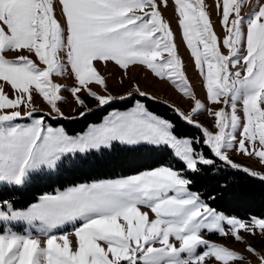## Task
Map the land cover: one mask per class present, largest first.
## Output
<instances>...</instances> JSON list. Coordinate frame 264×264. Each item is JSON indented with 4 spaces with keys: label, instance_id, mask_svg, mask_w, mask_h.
Returning <instances> with one entry per match:
<instances>
[{
    "label": "snow or ice",
    "instance_id": "6c2138e0",
    "mask_svg": "<svg viewBox=\"0 0 264 264\" xmlns=\"http://www.w3.org/2000/svg\"><path fill=\"white\" fill-rule=\"evenodd\" d=\"M173 2L183 39L204 78L207 99L222 105L217 109H205L192 91L174 33L160 11L168 0H0V187H23L33 174L58 168L67 154L111 148L114 142L170 148L194 174L215 163L197 151V143L234 169L241 165L230 159L232 149L264 161V2L244 13L249 0H220L222 38L213 28L204 0ZM22 50L29 55L8 57L9 52ZM97 62L105 67L112 62L125 74L131 67L143 66L155 77L170 81L193 101L192 115L179 108L174 111L201 128L202 139L178 138L172 122L139 100L127 111L110 113L83 135H68L63 128L47 125L43 115L34 116V93L57 116L64 115L58 106L64 99L62 85L52 78L68 70L76 81L70 91L85 109L81 117L90 111L79 95L82 90L99 106L131 97V92L126 96L108 92ZM5 85L12 90L11 97ZM135 91L142 97L149 95L139 85ZM239 101L243 121L238 115ZM201 110L213 117L215 131L194 120ZM25 118L31 123L18 122ZM242 170L264 179L257 171ZM192 184L184 172L159 166L44 194L23 209L11 200H0V222L9 225L0 227V264H229L246 260L241 253L209 242L202 233L231 235L247 243L241 230L255 233L259 229L264 234V218L246 224L219 213L190 190ZM12 222H39L46 240L14 231ZM76 222L80 226L74 228V241L68 233L54 234ZM247 251L264 264V255L250 245Z\"/></svg>",
    "mask_w": 264,
    "mask_h": 264
},
{
    "label": "trees",
    "instance_id": "16d2710c",
    "mask_svg": "<svg viewBox=\"0 0 264 264\" xmlns=\"http://www.w3.org/2000/svg\"><path fill=\"white\" fill-rule=\"evenodd\" d=\"M135 98L144 100L151 111L169 118L175 126L177 135L192 137L197 141L202 139L201 128L185 122L174 111L173 106L138 94H133L125 101H113L109 105L86 113L83 117L60 121L69 133H81L91 123L102 120L111 109L130 107ZM196 147L202 148L204 154L215 161L214 165L202 166L199 173L194 174L187 170L170 148L165 147L161 150L151 145L128 146L114 143L111 148L65 158L55 171L33 174L23 187H0V200H11L16 207H24L35 201L39 195L58 188L102 178L133 175L167 165L184 172L192 179L190 189L199 193L210 207L241 219L264 218V179L261 176L253 177L250 173L244 172L242 167L231 168L216 158L206 145L197 143Z\"/></svg>",
    "mask_w": 264,
    "mask_h": 264
},
{
    "label": "rangeland",
    "instance_id": "374dc122",
    "mask_svg": "<svg viewBox=\"0 0 264 264\" xmlns=\"http://www.w3.org/2000/svg\"><path fill=\"white\" fill-rule=\"evenodd\" d=\"M204 2L206 5V10L208 11L210 19L212 21L214 30L217 36L222 38L224 35V29L221 23L222 9L218 7L220 0H204ZM261 2H264V0H249V3H247L243 7L242 11L244 13H247L253 8L254 5H256L257 3H261ZM160 11L162 15L164 16V19L170 24V27L174 33L175 43L177 45V52H178V55L183 60L184 71H185L188 81L190 82L192 86V91L195 93V96L201 100V102L204 104L205 109H217L221 107L222 105H215L207 99V89H206V84L204 82V78L200 74L199 69L196 67L194 63V58L191 55V50L187 47L186 41H184L183 39L182 28L178 22L179 17H178V13L175 10V5H174L173 0H168L167 7L161 6ZM56 15L58 19L61 18L59 6L56 7ZM222 51H224L225 54H227V49L222 48ZM17 55H29V53H27V51H24V50H22L19 53H16V52L8 53V57L12 59H14ZM31 58L33 60H37L34 54H31ZM97 67L101 71V74L105 76V79L108 85V92L111 93L113 96H126L127 93L129 92H131L132 95L137 94L135 91V86L139 85L140 90L143 92H147L149 94L148 97L151 100L167 103L173 106L174 108H179L181 111H184L186 114L192 115L191 107L193 106V101L190 98L184 96L179 91V89L176 88L170 81L161 80L155 77L151 73V71L146 69L145 67L143 66L131 67L130 71L127 74H125L122 69H120L117 65H115L112 62H109L106 67L103 64L97 62ZM52 79H53V82L59 83L62 85L60 94L64 99L61 101H58V106L60 107L64 115L62 117L57 116L56 113L51 109L50 105H48L47 102L44 101L41 96L34 93L33 107L36 109L34 116L43 115L45 123L47 125H50L54 128H63L65 132L71 136L85 134L91 126L103 123L105 118H107L110 115V113L114 111L123 112V111H127L131 109L132 107L135 106V103L137 100H139L141 103H143L147 107L144 100H141L140 98H135L133 100V104L130 107L125 108V109H121V108L111 109L102 118V120H100L99 122L91 123L84 132L71 134L67 131L65 125L60 121V119H70V118L81 117L79 113L81 111H85L84 108H82L80 105L77 104V102L75 101L70 91L71 87L76 86L75 78L73 74L71 73V71L68 70L64 75H60V76L54 75ZM93 90L99 91L101 94H105L103 92V89L100 88L99 86H93ZM5 91L9 94L10 97L13 95L12 90L7 85H5ZM79 95L81 96V99L85 101L87 109H90V111H86V113L103 107V106H99L98 102L95 101L94 98H92L86 90H82ZM153 97L155 99H152ZM130 98L131 97H128L125 100H128ZM125 100L118 99L115 101H125ZM237 107H238V115L241 116L242 121H243L244 114L242 111V101L238 102ZM21 110L23 111L24 108L22 107ZM148 110L151 111L149 108ZM226 110L230 111V109H226ZM49 112H51V116L48 115ZM151 112H153L156 115L161 116L162 118L168 119L170 122H172L169 118H166L154 111H151ZM193 118L204 128H208L210 131H215L214 119L209 114L208 111L201 110L199 113L195 114ZM18 122L27 124V123H31V119L25 118ZM236 135H237V138L240 137L239 130L237 131ZM177 136L178 138L194 139L188 136H179V135ZM114 143H118V142H114ZM194 146L198 152H203L204 154V150L202 148L196 147V144ZM102 149L90 150L89 152L100 151ZM77 154H86V153L67 154L62 159V161L65 158L74 157ZM229 157L230 159L233 160L234 163L241 165L242 168L247 167L250 170L257 171L258 173H261V175H264V161H261L258 157L247 156L241 153L240 151H238L237 149L229 150ZM162 166H167V165H162ZM56 169H52V170L45 169V170H42L41 172H44V171L53 172ZM116 178H119V177H116ZM105 179H115V178H102V179H97V180H105ZM97 180H93V181H97ZM93 181H88V182H83V183H90ZM78 184H81V183H78ZM78 184L70 185L64 188H58V189H55V191L47 192L44 194H55L57 191H63L68 187H72ZM42 195H39V197ZM38 198L35 201L28 204L27 206L17 207V208L19 209L26 208L30 206L32 203L37 202ZM142 211H148V209L142 207ZM216 211L228 217L238 218L236 216L228 215L222 211H218V210ZM149 215L151 218H154L153 214L149 213ZM253 218L261 219L258 217H252L250 219H241V218H238V219L248 224L252 222ZM12 223L16 225L13 228L14 231H23V232L31 233L33 236L41 239V241L46 240V236L40 232L41 226L39 222H36L32 225H29L26 222H12ZM8 226L9 225L6 222H0V227L7 228ZM79 226H80L79 222H76L75 225H73L72 223H69V224L62 226L59 229L54 230V234L59 236V235L68 233L69 238L74 241L75 238H74V235H72V233H74V228L79 227ZM225 230L228 231L227 225L225 226ZM202 234L204 238L207 239L209 242L223 245L247 257L246 260L230 261L229 264H261L257 255L253 254L252 252L247 251V248L250 245L252 248L256 250L257 253L264 255V234H261L259 229H257L255 233H249V232H245L241 230L240 235L243 237L245 241H247V243L236 241L231 235L222 236L219 233H215V232L210 233L207 231H204ZM214 264H222V262H214Z\"/></svg>",
    "mask_w": 264,
    "mask_h": 264
}]
</instances>
